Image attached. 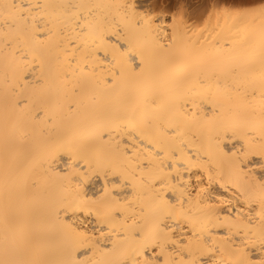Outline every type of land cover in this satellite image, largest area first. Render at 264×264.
<instances>
[{
    "label": "bare ground",
    "instance_id": "bare-ground-1",
    "mask_svg": "<svg viewBox=\"0 0 264 264\" xmlns=\"http://www.w3.org/2000/svg\"><path fill=\"white\" fill-rule=\"evenodd\" d=\"M147 2L0 0V264H264V7Z\"/></svg>",
    "mask_w": 264,
    "mask_h": 264
},
{
    "label": "rangeland",
    "instance_id": "rangeland-1",
    "mask_svg": "<svg viewBox=\"0 0 264 264\" xmlns=\"http://www.w3.org/2000/svg\"><path fill=\"white\" fill-rule=\"evenodd\" d=\"M147 1L150 3L151 0H147ZM263 1L260 0L256 2H250V3H235V2H232L231 0H218V2L213 3L212 0H152L154 5L151 6L148 4V6L146 7L144 6V9H146V11L149 12L150 9L154 8L153 10H150V12L153 11V13L157 16L158 15L161 16L164 14L163 27L165 28L166 33L168 32V34L171 32L170 30H172L171 28L174 22L176 21L179 22L180 20H182L186 25V29L189 30L190 32L188 33L191 36H193L192 39H194V41L195 39H197L196 41L198 42L197 44L195 43L196 46L198 45L197 47H199L203 43V45H201V48H202V47L208 46L210 42L211 43L209 46H211L214 43V40L216 39L215 35L218 31L216 29L220 28V24L227 17V13L229 11L243 9L248 6L254 7V8L258 7L257 9H262L264 7ZM148 7L150 9H148ZM161 9H164L163 12L161 11ZM183 10H185L187 14L185 17L182 18ZM191 10L192 11L194 10L193 13L191 12ZM214 32H215V35H214ZM210 36L211 37L213 36L212 39H210ZM204 42L205 43L207 42L208 44H205ZM255 51H257V53L259 52L258 54H260V52L263 51V55L256 56L253 59L257 63L260 62L261 64H264V50L256 49ZM255 51L251 50V52H254V53ZM251 60L252 59L248 61L250 62ZM218 61H221V60H218ZM250 68L251 69H256V68L264 69V66L255 65L253 67L251 66Z\"/></svg>",
    "mask_w": 264,
    "mask_h": 264
}]
</instances>
